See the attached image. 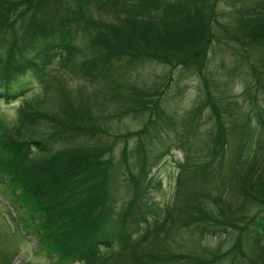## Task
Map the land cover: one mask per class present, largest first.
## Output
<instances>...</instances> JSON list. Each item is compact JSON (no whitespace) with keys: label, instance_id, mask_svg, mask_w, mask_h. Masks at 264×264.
Wrapping results in <instances>:
<instances>
[{"label":"trees","instance_id":"obj_1","mask_svg":"<svg viewBox=\"0 0 264 264\" xmlns=\"http://www.w3.org/2000/svg\"><path fill=\"white\" fill-rule=\"evenodd\" d=\"M152 63L198 76L183 114L145 87ZM18 97L0 179L55 264H264V0H0V101ZM122 116L145 120L107 139ZM173 149L160 207L151 169Z\"/></svg>","mask_w":264,"mask_h":264},{"label":"rangeland","instance_id":"obj_2","mask_svg":"<svg viewBox=\"0 0 264 264\" xmlns=\"http://www.w3.org/2000/svg\"><path fill=\"white\" fill-rule=\"evenodd\" d=\"M228 1H221L219 11H228ZM223 45L217 44L210 51L209 64L213 65L218 60ZM139 75H143L146 88L157 82L159 88H164V105L168 110L176 109L183 114L192 106V101L197 96L199 79L192 70H183L180 68L170 69L168 67L158 66L156 64H146L144 68H138ZM127 79V78H126ZM241 80H237L234 91H239ZM38 85L31 83L30 90H37ZM20 98L5 103L0 101V116L6 122L14 121L16 117V108L20 104ZM145 118L120 117L114 119L108 124L109 136L107 139H114L113 134L124 133L127 130L137 131L142 128ZM167 139L164 131L158 137L154 136L152 142L146 149L147 156L151 159L162 147V142ZM162 140V141H161ZM129 148L132 147L133 139L129 140ZM168 143V141H167ZM123 144L122 138H117L113 157L118 161L119 153ZM171 144V142H169ZM174 159L169 155L160 158L157 164L151 169V184L155 188L151 191L154 201L160 206H167L172 201L175 191L176 176L178 173L176 160L181 159V154L177 150H171ZM159 185V186H158ZM157 186V187H156ZM18 193L4 179H0V264L4 260H12L10 264H55L53 260L47 257L46 253L37 249V238L33 235L30 217L24 209L17 213L15 195ZM119 205V203H118ZM30 214V213H29ZM26 221V225H24ZM27 228H26V227Z\"/></svg>","mask_w":264,"mask_h":264}]
</instances>
